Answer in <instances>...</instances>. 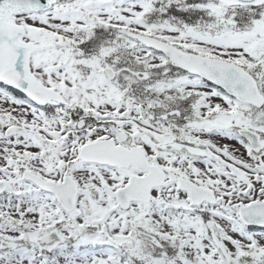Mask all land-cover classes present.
<instances>
[{
    "label": "snow or ice",
    "instance_id": "1",
    "mask_svg": "<svg viewBox=\"0 0 264 264\" xmlns=\"http://www.w3.org/2000/svg\"><path fill=\"white\" fill-rule=\"evenodd\" d=\"M0 264H264V0H0Z\"/></svg>",
    "mask_w": 264,
    "mask_h": 264
}]
</instances>
